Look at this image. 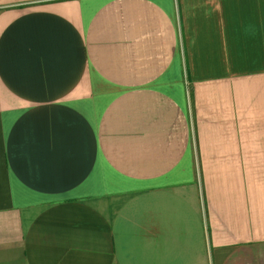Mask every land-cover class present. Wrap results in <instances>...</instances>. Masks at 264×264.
Here are the masks:
<instances>
[{
    "label": "crops",
    "instance_id": "1",
    "mask_svg": "<svg viewBox=\"0 0 264 264\" xmlns=\"http://www.w3.org/2000/svg\"><path fill=\"white\" fill-rule=\"evenodd\" d=\"M0 264H264V0H0Z\"/></svg>",
    "mask_w": 264,
    "mask_h": 264
}]
</instances>
